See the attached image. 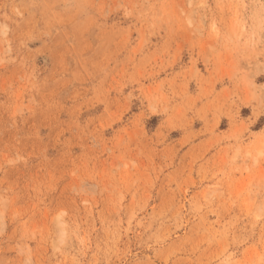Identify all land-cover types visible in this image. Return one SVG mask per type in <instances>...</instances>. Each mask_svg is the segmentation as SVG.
<instances>
[{"label": "rangeland", "instance_id": "rangeland-1", "mask_svg": "<svg viewBox=\"0 0 264 264\" xmlns=\"http://www.w3.org/2000/svg\"><path fill=\"white\" fill-rule=\"evenodd\" d=\"M0 264H264V0H0Z\"/></svg>", "mask_w": 264, "mask_h": 264}]
</instances>
